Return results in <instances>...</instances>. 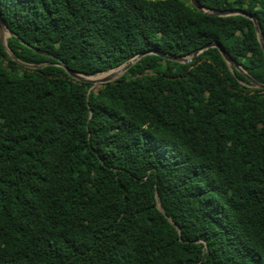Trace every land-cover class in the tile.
Masks as SVG:
<instances>
[{"label": "trees", "instance_id": "1", "mask_svg": "<svg viewBox=\"0 0 264 264\" xmlns=\"http://www.w3.org/2000/svg\"><path fill=\"white\" fill-rule=\"evenodd\" d=\"M197 1L264 38V0ZM206 12L0 0V264H264V88L247 78L264 84V50L250 18ZM215 42L242 71L218 48L144 56L100 88L61 66L95 76Z\"/></svg>", "mask_w": 264, "mask_h": 264}, {"label": "water", "instance_id": "2", "mask_svg": "<svg viewBox=\"0 0 264 264\" xmlns=\"http://www.w3.org/2000/svg\"><path fill=\"white\" fill-rule=\"evenodd\" d=\"M191 4L196 7L198 10L200 11H204V8L198 3L197 0H190ZM206 13H209L210 15L212 16H221V17H226V16H233V15H242V16H246L248 18H250L251 20H253L255 22V26H256V30H257V33H258V36H259V40H260V43L262 45V48L264 50V38L260 32V28H259V24H258V19L257 17L255 16H251L249 14H247L245 11H241V10H228V11H222V12H206ZM8 31L10 33V31L8 30L7 26L5 25V22L2 18V16L0 15V39L1 41L3 42L5 48L9 51V54L11 56L12 53L8 47V44L6 43L5 41V38L3 36V33L5 31ZM33 48V47H32ZM209 48H218V50L220 51V53L222 54L224 60L228 63V65L230 67H234L238 70H241V67L238 65V63L233 59L231 58V56L228 54V52L222 47V45L218 42H215V43H211V44H208L206 45L204 48H202L201 50H198L196 51L192 57H176V56H172V55H168V54H165V53H162V52H156V51H149V52H146V53H143L141 55H138L136 56L135 58H133L129 63H127V65L123 68V72H127L137 61H139L142 57L144 56H147V55H150V54H156L158 56H161L162 58H166L168 60H172V61H175V62H179V63H189V62H192L194 61L199 54H201L203 51L205 50H208ZM36 52L38 53H42L39 49H36V48H33ZM14 58V57H13ZM26 66L28 67H33V68H38L40 67L39 65H29V64H26ZM73 78L79 80V81H83V82H88V83H91L93 84V87L94 88L95 86L99 85V84H107V83H111L112 81L110 79H105V80H100V81H95V80H91L89 78H86L87 76H92V75H84V74H80V73H76L75 71L69 69L67 67V65L65 64H62L61 65ZM123 66V65H122ZM247 78L254 84L256 85L257 88H264V84H260L258 83L257 81H255L251 76L247 75ZM159 206V209L162 210V207L161 205H158Z\"/></svg>", "mask_w": 264, "mask_h": 264}, {"label": "bare ground", "instance_id": "3", "mask_svg": "<svg viewBox=\"0 0 264 264\" xmlns=\"http://www.w3.org/2000/svg\"><path fill=\"white\" fill-rule=\"evenodd\" d=\"M123 74V68L117 70V71H114V72H111V73H108V74H105L104 76L102 77H93V76H87L86 78H89L91 80H95V81H100V80H105V79H115V78H118L119 76H121Z\"/></svg>", "mask_w": 264, "mask_h": 264}, {"label": "rangeland", "instance_id": "4", "mask_svg": "<svg viewBox=\"0 0 264 264\" xmlns=\"http://www.w3.org/2000/svg\"><path fill=\"white\" fill-rule=\"evenodd\" d=\"M186 1H187V0H186ZM188 1H190V0H188ZM3 36H4L5 41H6V43H7V39L10 37V33L6 30V31L3 33ZM126 65H127V64H124L123 66H121V67H119V68H117V69H114V70L109 71V72H106V73H101V74L95 75V76H93V77H102V76H104L105 74H108V73H111V72L117 71V70H119V69H121V68H124ZM30 68H33V67H30ZM124 74H125V72H123V74H122L121 76H119L118 78L112 79L111 81L114 82V81L118 80V79L121 78ZM103 85H104V84H99V85H97V86H95V87H96V88H100V87L103 86Z\"/></svg>", "mask_w": 264, "mask_h": 264}]
</instances>
